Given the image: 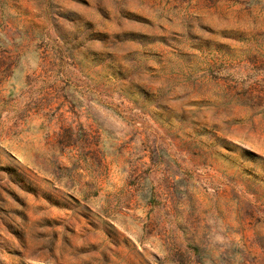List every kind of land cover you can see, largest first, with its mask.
<instances>
[{
	"label": "rangeland",
	"instance_id": "1",
	"mask_svg": "<svg viewBox=\"0 0 264 264\" xmlns=\"http://www.w3.org/2000/svg\"><path fill=\"white\" fill-rule=\"evenodd\" d=\"M0 264H264V4L0 0Z\"/></svg>",
	"mask_w": 264,
	"mask_h": 264
},
{
	"label": "trees",
	"instance_id": "2",
	"mask_svg": "<svg viewBox=\"0 0 264 264\" xmlns=\"http://www.w3.org/2000/svg\"><path fill=\"white\" fill-rule=\"evenodd\" d=\"M234 4H246L247 6H256L257 4H264V0H233Z\"/></svg>",
	"mask_w": 264,
	"mask_h": 264
}]
</instances>
